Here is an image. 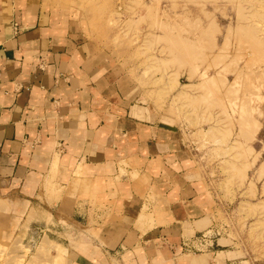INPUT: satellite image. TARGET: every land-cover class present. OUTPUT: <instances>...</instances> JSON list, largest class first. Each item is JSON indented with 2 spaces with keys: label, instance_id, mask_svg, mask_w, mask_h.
<instances>
[{
  "label": "crops",
  "instance_id": "obj_1",
  "mask_svg": "<svg viewBox=\"0 0 264 264\" xmlns=\"http://www.w3.org/2000/svg\"><path fill=\"white\" fill-rule=\"evenodd\" d=\"M79 15L0 0L3 238L38 229L67 264H237L208 236L222 198L182 125Z\"/></svg>",
  "mask_w": 264,
  "mask_h": 264
},
{
  "label": "rangeland",
  "instance_id": "obj_2",
  "mask_svg": "<svg viewBox=\"0 0 264 264\" xmlns=\"http://www.w3.org/2000/svg\"><path fill=\"white\" fill-rule=\"evenodd\" d=\"M45 1L79 9L84 34L180 122L222 198L209 238L237 264H264V0ZM3 203L0 264H67L38 229L3 238Z\"/></svg>",
  "mask_w": 264,
  "mask_h": 264
},
{
  "label": "bare ground",
  "instance_id": "obj_3",
  "mask_svg": "<svg viewBox=\"0 0 264 264\" xmlns=\"http://www.w3.org/2000/svg\"><path fill=\"white\" fill-rule=\"evenodd\" d=\"M186 86H187V85H186ZM188 86H189V84H188ZM210 128L212 129V127H210ZM211 129H210V130H211ZM57 248H59V247H57Z\"/></svg>",
  "mask_w": 264,
  "mask_h": 264
}]
</instances>
